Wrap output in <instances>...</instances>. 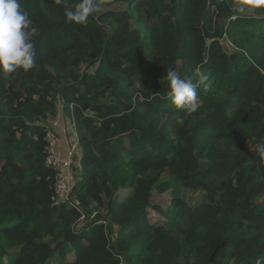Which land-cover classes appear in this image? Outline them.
<instances>
[{"label": "trees", "instance_id": "obj_1", "mask_svg": "<svg viewBox=\"0 0 264 264\" xmlns=\"http://www.w3.org/2000/svg\"><path fill=\"white\" fill-rule=\"evenodd\" d=\"M100 2L75 24L20 0L37 67L0 73V264H255L264 0ZM169 68L197 86L194 111L168 97ZM60 115L77 143L67 199L47 165Z\"/></svg>", "mask_w": 264, "mask_h": 264}, {"label": "clouds", "instance_id": "obj_2", "mask_svg": "<svg viewBox=\"0 0 264 264\" xmlns=\"http://www.w3.org/2000/svg\"><path fill=\"white\" fill-rule=\"evenodd\" d=\"M54 3L63 5L66 22L75 24H86L102 6L100 0H78L75 4L54 0ZM32 23L20 0H0V73L10 75L19 69L27 72L37 67L33 39L38 30L32 27ZM166 78L172 103L177 108L194 111L197 86L190 79L182 78L173 68L167 70ZM256 155L264 163V140L257 145ZM255 264H264V257L257 258Z\"/></svg>", "mask_w": 264, "mask_h": 264}, {"label": "built area", "instance_id": "obj_3", "mask_svg": "<svg viewBox=\"0 0 264 264\" xmlns=\"http://www.w3.org/2000/svg\"><path fill=\"white\" fill-rule=\"evenodd\" d=\"M48 141L50 142V154L47 159V165L53 168L56 172V194L60 199L69 197V186L67 179L72 174V169L75 165L73 161V152L77 147V143L69 149L66 159H61L57 155V151L51 140V132L48 133Z\"/></svg>", "mask_w": 264, "mask_h": 264}, {"label": "crops", "instance_id": "obj_4", "mask_svg": "<svg viewBox=\"0 0 264 264\" xmlns=\"http://www.w3.org/2000/svg\"><path fill=\"white\" fill-rule=\"evenodd\" d=\"M50 125H52V127H56V125H58L62 129H64V130L60 131L62 133L61 137L60 136H58V137L65 140L66 148H63L61 151L57 150V155H58L59 158L65 159L66 156H67L68 150L71 148V146H73V144L76 141L75 134L73 132L72 126H71L70 122L66 118L61 116V115L55 121H52L50 123ZM53 132H55V131L53 130ZM76 156L79 157V153L78 152H76ZM77 162H78V159H76L75 165L73 167V169L75 168V170L78 167V163ZM74 173H75V171H74Z\"/></svg>", "mask_w": 264, "mask_h": 264}, {"label": "rangeland", "instance_id": "obj_5", "mask_svg": "<svg viewBox=\"0 0 264 264\" xmlns=\"http://www.w3.org/2000/svg\"><path fill=\"white\" fill-rule=\"evenodd\" d=\"M225 48H226V50L227 51H229L230 50V47L225 43ZM51 128H52V133H51V140H52V142H53V145L55 146V148H56V151L57 150H59V151H61L63 148H66V142H65V140L64 139H62V138H59L58 136H60L61 137V135H62V133L60 132V131H62V130H64V129H62L61 127H59L58 125H56V127H52V125L50 126ZM64 127V126H63ZM53 130L55 131V132H53ZM68 152H69V150H68ZM68 154V153H67ZM66 158H67V156H66ZM65 158V159H66ZM72 174L74 175V169L72 170ZM70 175L69 177H68V179H67V182H68V186L70 187V183L72 182V179H70L73 175Z\"/></svg>", "mask_w": 264, "mask_h": 264}]
</instances>
